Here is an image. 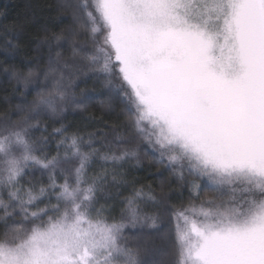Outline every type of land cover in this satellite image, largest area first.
<instances>
[{
  "label": "snow or ice",
  "instance_id": "1",
  "mask_svg": "<svg viewBox=\"0 0 264 264\" xmlns=\"http://www.w3.org/2000/svg\"><path fill=\"white\" fill-rule=\"evenodd\" d=\"M0 74V264H264V0H29Z\"/></svg>",
  "mask_w": 264,
  "mask_h": 264
},
{
  "label": "trees",
  "instance_id": "2",
  "mask_svg": "<svg viewBox=\"0 0 264 264\" xmlns=\"http://www.w3.org/2000/svg\"><path fill=\"white\" fill-rule=\"evenodd\" d=\"M29 2V0H0V12H6L7 17L0 18L4 24L11 25L14 20H16L23 12L25 3ZM32 3L40 4L45 6V11H47V5L54 4L55 0H31ZM91 86V85H89ZM5 95L9 96L13 100L17 99L18 97L13 96L11 92V86L5 81L2 74H0V111H3L7 105L4 104V97ZM31 99V97H29ZM90 112H96L98 114V107L97 109H91ZM87 114L83 117L77 113H69V119L66 123L72 124L74 126H83L82 119L86 118ZM75 117V118H73ZM59 126V125H57ZM91 130V129H89ZM49 131H51V127H49ZM144 166H148V162H144ZM156 172L155 167H153V173Z\"/></svg>",
  "mask_w": 264,
  "mask_h": 264
}]
</instances>
